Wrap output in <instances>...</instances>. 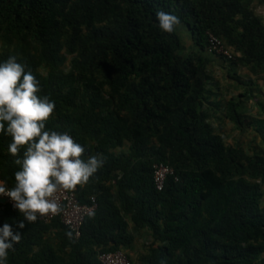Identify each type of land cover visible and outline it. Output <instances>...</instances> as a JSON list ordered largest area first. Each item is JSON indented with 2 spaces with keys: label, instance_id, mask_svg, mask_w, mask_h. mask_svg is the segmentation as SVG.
<instances>
[{
  "label": "trees",
  "instance_id": "16d2710c",
  "mask_svg": "<svg viewBox=\"0 0 264 264\" xmlns=\"http://www.w3.org/2000/svg\"><path fill=\"white\" fill-rule=\"evenodd\" d=\"M161 10L186 26L195 55H181L179 25L171 34L158 28ZM208 33L233 56L219 57L264 72V17L245 0H0V62L16 56L55 102L46 130L69 133L85 159L105 158L74 190L79 202L97 204L78 238L58 219L28 223L0 202V227L21 235L6 264H101L99 253L135 242L124 215L153 238L137 264H264V158L227 147L208 122ZM64 53L73 56L66 72ZM240 107L228 101L224 117L241 124ZM10 142L0 133V181L9 189L20 170ZM124 142L127 154L110 152ZM155 163L173 170L159 191Z\"/></svg>",
  "mask_w": 264,
  "mask_h": 264
},
{
  "label": "clouds",
  "instance_id": "9594fccd",
  "mask_svg": "<svg viewBox=\"0 0 264 264\" xmlns=\"http://www.w3.org/2000/svg\"><path fill=\"white\" fill-rule=\"evenodd\" d=\"M156 19L164 33L180 24L178 16L162 10ZM40 92V81L16 56L0 62V133L11 137L8 153L20 169L14 173V187L0 181V196L9 198L28 223L63 212L57 193L86 184L105 163L101 154L83 158L85 149L67 133L45 129L55 102ZM17 226L23 229L25 223ZM20 239L9 224L0 227V264H6L9 249Z\"/></svg>",
  "mask_w": 264,
  "mask_h": 264
},
{
  "label": "rangeland",
  "instance_id": "374dc122",
  "mask_svg": "<svg viewBox=\"0 0 264 264\" xmlns=\"http://www.w3.org/2000/svg\"><path fill=\"white\" fill-rule=\"evenodd\" d=\"M245 2L255 15L264 17V0ZM177 33L181 40V55H195L197 48L192 43L186 26L179 25ZM6 48L0 42V51ZM204 55L208 59L209 91L203 101V108L208 112V122L213 131L222 136L227 147H236L248 155L258 154L264 158V130L258 126V121L264 119V72L254 74L247 67L235 65L219 56H209L205 52ZM63 56L60 70L66 72L73 56L65 53ZM38 71L46 75L48 69L40 67ZM230 100L241 105V124H234L224 117V107ZM260 203L264 205V188ZM135 238L133 246L136 257L130 258L132 264H137L138 257L154 243L150 234H136ZM123 251L128 254L127 250Z\"/></svg>",
  "mask_w": 264,
  "mask_h": 264
},
{
  "label": "built area",
  "instance_id": "2783aa9c",
  "mask_svg": "<svg viewBox=\"0 0 264 264\" xmlns=\"http://www.w3.org/2000/svg\"><path fill=\"white\" fill-rule=\"evenodd\" d=\"M206 52L215 56H222L226 59L233 58L231 52L211 33L207 34ZM67 134L70 135L69 133ZM152 169L153 184L155 189L159 191L163 188L167 176L172 175L173 170L169 165L164 163H155ZM57 198L58 202L63 206V212L55 216L39 217L37 221L49 224L53 220L58 219L63 226L67 227L74 234L75 238H78L84 218L96 209L95 197L91 196L88 201L81 203L75 191H62L57 193ZM1 199L5 200V204L12 206L9 198L0 196ZM97 258L101 264H132L127 254L121 250L99 253Z\"/></svg>",
  "mask_w": 264,
  "mask_h": 264
},
{
  "label": "crops",
  "instance_id": "0c3cea01",
  "mask_svg": "<svg viewBox=\"0 0 264 264\" xmlns=\"http://www.w3.org/2000/svg\"><path fill=\"white\" fill-rule=\"evenodd\" d=\"M92 142H90L91 144ZM128 146L129 144L127 142H124L120 147H117L115 149H112L110 152L116 156L122 155V154H127L128 152ZM120 172L118 173V177H120ZM110 186H112V189H115V181L111 180L108 183H106ZM1 204L3 205L4 203L1 202ZM124 219L127 223V231L130 234H151L148 230L143 229L140 231H135L134 226L130 220V216L129 215H124ZM55 230H51L48 234L50 235V237H52L54 235ZM136 239V238H135ZM134 245V244H133ZM128 251V256L129 258L133 259L134 257H136V252L134 250V246H132L131 249L127 250Z\"/></svg>",
  "mask_w": 264,
  "mask_h": 264
},
{
  "label": "water",
  "instance_id": "95a60500",
  "mask_svg": "<svg viewBox=\"0 0 264 264\" xmlns=\"http://www.w3.org/2000/svg\"><path fill=\"white\" fill-rule=\"evenodd\" d=\"M4 201H5L4 199H1V200H0V202H2V203H4Z\"/></svg>",
  "mask_w": 264,
  "mask_h": 264
}]
</instances>
